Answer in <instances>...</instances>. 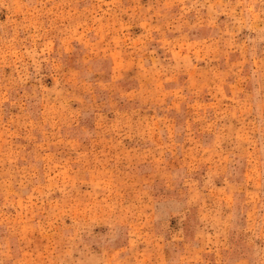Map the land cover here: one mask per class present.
Returning <instances> with one entry per match:
<instances>
[{
	"label": "rangeland",
	"instance_id": "374dc122",
	"mask_svg": "<svg viewBox=\"0 0 264 264\" xmlns=\"http://www.w3.org/2000/svg\"><path fill=\"white\" fill-rule=\"evenodd\" d=\"M0 264H264V0H0Z\"/></svg>",
	"mask_w": 264,
	"mask_h": 264
}]
</instances>
